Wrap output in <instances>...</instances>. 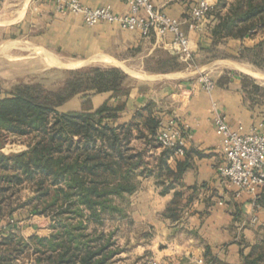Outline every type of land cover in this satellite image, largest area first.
I'll return each mask as SVG.
<instances>
[{"label":"crops","instance_id":"1","mask_svg":"<svg viewBox=\"0 0 264 264\" xmlns=\"http://www.w3.org/2000/svg\"><path fill=\"white\" fill-rule=\"evenodd\" d=\"M80 1L91 7L109 6L118 14L128 11L125 0ZM198 1L155 0L163 12L185 21L182 27L194 56L212 46L211 31L205 24L198 31L188 24L191 8ZM57 5V0H0L1 43L9 44L10 49L29 48L36 56L46 58L39 54L43 52L65 62L80 61L79 67L97 62L119 67L139 79L126 98L123 120L152 102L163 121L174 119L183 128L185 154L168 160L173 170L180 167L182 171L179 179H166L167 184L173 181L174 187L163 193L151 176L143 178L147 187L134 193V218L156 231L160 263L246 264L243 254L264 239V188L256 199L246 194L237 198L234 188L219 176L217 166L224 160L218 148L222 135L214 118L221 113L234 128L264 133V96L247 91L250 87L245 88L243 75L234 71L211 75L216 62L197 67L187 63L182 70L162 67L170 57L181 60L178 50L170 46V34L152 32L146 36L111 22L89 26L81 15L62 12ZM232 65L241 66L237 62ZM203 74L215 82L211 92L203 88ZM222 77L228 80L221 82ZM79 96L69 99L63 112L94 111L105 102H119L111 91L86 95L82 98L86 102L78 104ZM176 192L181 194L176 196ZM175 197L174 218L168 208ZM13 218L12 227L8 219L0 218V233L7 229L26 237L35 233L32 220Z\"/></svg>","mask_w":264,"mask_h":264},{"label":"trees","instance_id":"2","mask_svg":"<svg viewBox=\"0 0 264 264\" xmlns=\"http://www.w3.org/2000/svg\"><path fill=\"white\" fill-rule=\"evenodd\" d=\"M212 14L213 48L231 38L244 41L264 34V0H218ZM256 48H264V37L254 46L244 45L243 51ZM167 61L169 68L186 65L177 57ZM74 74L59 89L22 84L0 98V129L36 136L23 151H0V218H13L19 208L30 206L32 212L51 219L46 236L1 231L0 264H17L30 252L35 264H117L116 256L126 248L113 232L91 231V224H103L105 215L123 209L118 200L136 191L139 175L155 177L163 193L174 187L166 179L181 175V168L175 171L168 162L175 156L173 150L162 149L157 142L165 121L154 103L123 120L132 90L130 75L116 66L87 67ZM224 79L228 80L222 77L221 82ZM243 81L245 88L250 87L247 91L264 96V86L247 75ZM108 91L119 98L116 105L105 102L94 111L59 110L79 93ZM26 186L33 194L22 200ZM177 205L175 197L168 208L174 218ZM243 258L246 264H264V239Z\"/></svg>","mask_w":264,"mask_h":264},{"label":"rangeland","instance_id":"3","mask_svg":"<svg viewBox=\"0 0 264 264\" xmlns=\"http://www.w3.org/2000/svg\"><path fill=\"white\" fill-rule=\"evenodd\" d=\"M214 23L215 17L212 14L209 17V20L205 22L204 28L211 31ZM258 34L257 37H248L244 41L241 39L235 41L233 40L235 38L225 40L215 48L211 46V48H207L208 50L201 51L199 55H193V58L189 61L183 60L180 56V61L184 62L186 65L177 69H185L189 63H192L194 67H197L199 64H213L216 62V64L212 65V71H210L211 75L216 74L219 71L230 70L240 75H247L259 84L264 85L263 81L253 77L242 67L240 68V66H238V68L237 66L232 65V62H237L238 64H241V66L251 68L264 74V48L243 51L244 45L254 46L264 37V34ZM9 47V44L1 43L0 33V98L14 93L17 87L22 84H41L49 89H59L66 84L67 80L75 76L74 71L76 70L93 66H111L104 62H97L87 66L71 67L65 63H61L57 57L55 59V56L51 59L48 54L43 52H40L39 54L46 55L47 59L43 56H36V54L32 55L31 49L29 48L17 50L10 49ZM171 58L172 57L167 60ZM167 60L166 63L168 62ZM219 61L224 62L220 63ZM166 63L164 64L163 62L161 66L169 68V63ZM138 80V78L135 79L134 77H131V80H128V84L133 88ZM79 94L80 96L78 99H80V101H78V104L86 102V100L82 101V98L85 97L87 93L82 92ZM65 103L59 107L61 112L68 108V105ZM76 105L77 103L74 106ZM35 140V135L25 136L16 133H7L3 129H0V151L3 153L11 154L23 151L27 149L30 144L34 143ZM161 150V148H157L158 152ZM148 155L151 162L154 164L155 161L150 157L152 154L148 153ZM143 178L147 177L142 175L138 176L140 182L135 191L136 193L147 187V184L142 183ZM157 186L162 188L161 183H157ZM21 192L20 196L22 197V200L33 194L32 189L27 186L23 188ZM135 192L126 194L124 198L118 200L119 205L123 208L122 210L115 212L114 214L105 215L103 224L98 225L93 222L90 226L91 231L98 229L97 232H113V237L117 240L118 244L126 248L125 251L116 256L115 259H117V264H142L144 260L151 258L160 260L159 244L155 240L156 231L148 225L143 224L140 220L134 218L133 211L136 202ZM30 209V206L19 208L14 213L13 217L17 216L19 221L32 220V223L34 224L33 227L36 230L34 234L46 236L50 231V217L44 214L34 213ZM23 263L35 264V259L31 252L18 258L17 264Z\"/></svg>","mask_w":264,"mask_h":264},{"label":"built area","instance_id":"4","mask_svg":"<svg viewBox=\"0 0 264 264\" xmlns=\"http://www.w3.org/2000/svg\"><path fill=\"white\" fill-rule=\"evenodd\" d=\"M128 11L115 13L109 6L91 7L80 0H57V7L62 12H72L82 16L86 25L93 26L100 22L117 23L126 30H138L143 35L155 32L165 36L170 34V46L177 49L181 58L189 61L193 50L189 36L183 30V19L173 17L161 9L155 0H125ZM218 0H199L188 17L190 29L201 30L209 20ZM203 88L211 92L215 82L208 74L201 76ZM215 124L222 139L218 146L223 154V162L217 166L220 177L226 179L234 188L235 197L250 195L257 198L264 188V133L258 129L246 133L242 126L234 128L225 115L216 113ZM157 142L162 149L173 150L174 155H184L183 128L174 119L165 122L157 134ZM256 220V217L253 218ZM8 223L15 224L14 218ZM0 224H2L0 220ZM6 229V227L4 228ZM14 231V230H12ZM142 264H161L156 258L144 260Z\"/></svg>","mask_w":264,"mask_h":264},{"label":"bare ground","instance_id":"5","mask_svg":"<svg viewBox=\"0 0 264 264\" xmlns=\"http://www.w3.org/2000/svg\"><path fill=\"white\" fill-rule=\"evenodd\" d=\"M51 57V56H50ZM58 58V57H57ZM51 59H52V57H51ZM55 59H56V57H55ZM58 60L61 62V63H65V64H67V65H69V66H71V67H74V66H78V65H81V63H80V61L79 62H75V61H70V62H65V61H63V60H61V59H59L58 58ZM56 63V62H55ZM235 65V64H234ZM237 65V64H236ZM240 66V65H239ZM243 68V69H245V71L247 72V73H249L250 75H252L253 77H255V78H257V79H259V80H261V81H263L264 82V74L263 73H261V72H259V71H255V70H253V69H251V68H247V67H244V66H240V68Z\"/></svg>","mask_w":264,"mask_h":264}]
</instances>
